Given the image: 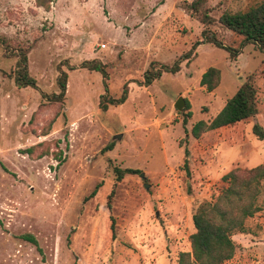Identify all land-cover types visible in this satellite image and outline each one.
<instances>
[{"label":"rangeland","instance_id":"1","mask_svg":"<svg viewBox=\"0 0 264 264\" xmlns=\"http://www.w3.org/2000/svg\"><path fill=\"white\" fill-rule=\"evenodd\" d=\"M194 1L54 0L46 11L35 0H0V264H178L191 251L198 204L217 198L230 170L264 163V141L252 131L256 123L264 129V51L257 45L234 61L224 48L200 45L178 73L142 85L152 63L173 66L205 29L239 48L243 37L218 19L262 0H206L210 26L191 15ZM20 47L30 48L38 90L20 89L10 76ZM95 61L107 80L82 67ZM210 67L222 73L214 92L200 85ZM62 72L65 101L49 103L41 93H59ZM251 74L254 118L202 141L187 134L214 119ZM124 87L126 102L103 110ZM181 97L192 112L186 124L188 111L175 107ZM116 168L141 173L118 182ZM257 205L246 232L233 236L236 253L225 264H264V181Z\"/></svg>","mask_w":264,"mask_h":264},{"label":"trees","instance_id":"2","mask_svg":"<svg viewBox=\"0 0 264 264\" xmlns=\"http://www.w3.org/2000/svg\"><path fill=\"white\" fill-rule=\"evenodd\" d=\"M54 0H35L38 7L46 11L51 9ZM206 0H195L188 6L193 17H196L205 26L214 23L209 12L204 8ZM218 22L226 29L243 37L239 48L227 47L214 34H207V29L202 33L203 39L197 41L192 48L181 55L173 66L160 65L155 68V63L144 74L142 85L150 86L155 80L161 78L163 73L176 74L181 70L183 62H191L196 56L195 51L200 45L210 43L229 52L230 59L236 60L241 49L247 45L255 44L264 51V0L243 12H223ZM0 44L6 45V41L0 38ZM30 48H19L16 52V68L11 73L18 88L32 87L38 90V84L30 74L28 53ZM83 68L99 72L107 80V73L100 62H86ZM73 69V68H70ZM222 79L221 70L216 67L208 68L202 75L200 85L208 92H214L220 85ZM255 74L244 79L237 93L226 101L223 109L210 122L204 120L195 123L190 131L194 139H200L204 133L222 128H231L241 122L254 118L258 114V87L255 82ZM68 75L62 72L58 78L59 93L47 95L41 93L42 98L49 103H63L66 98ZM108 92L107 86H105ZM128 98V87H124L123 94L118 99H110L102 106L107 110L109 106L118 107L126 102ZM190 103L186 101L184 124L192 116ZM52 122L49 127H51ZM253 134L264 141V129L259 124H254ZM44 135H48V132ZM109 146L107 150H112ZM32 153V150H29ZM188 157V150H185ZM60 156L55 159L60 160ZM188 161V160H187ZM59 162H62L61 160ZM117 181L120 182L126 175L141 173L134 169H115ZM224 187L215 200L202 201L194 210L192 219L195 232L190 236L191 251L179 255L178 264H225L232 260L236 253V244L233 236L237 233L246 232V221L259 211L257 205L261 194V185L264 181V163L251 168L242 169L236 167L222 177ZM101 184L97 185L87 199L93 198L98 193ZM108 208L111 209L110 203ZM114 222L112 223V228ZM25 240L39 246L38 241L31 235L23 236Z\"/></svg>","mask_w":264,"mask_h":264},{"label":"water","instance_id":"3","mask_svg":"<svg viewBox=\"0 0 264 264\" xmlns=\"http://www.w3.org/2000/svg\"><path fill=\"white\" fill-rule=\"evenodd\" d=\"M185 105H186V101L184 98H179L178 101L176 102L175 104V107L179 110V112H184L185 110ZM116 139H121L122 138V135H117L115 137ZM145 177V174L142 173L141 174V178H144ZM146 187L148 188V185H146Z\"/></svg>","mask_w":264,"mask_h":264},{"label":"crops","instance_id":"4","mask_svg":"<svg viewBox=\"0 0 264 264\" xmlns=\"http://www.w3.org/2000/svg\"><path fill=\"white\" fill-rule=\"evenodd\" d=\"M242 123V122H241ZM240 123H238L237 125H235L234 127H235V129H236V127L239 125ZM233 127H231V129H232ZM222 129H230V128H222ZM222 129H218V130H214V131H209V132H207V133H204L202 136H201V138H200V140L202 141L203 139H204V137H209V136H216L217 135V133H218V131H221ZM196 140H198V139H196ZM221 145H224V144H227V143H220ZM248 158V157H247ZM231 171V170H230ZM229 171V172H230ZM228 173V172H227ZM226 175V174H225Z\"/></svg>","mask_w":264,"mask_h":264}]
</instances>
